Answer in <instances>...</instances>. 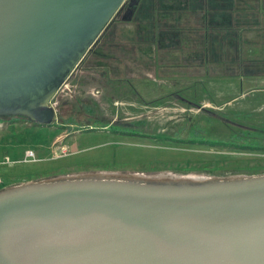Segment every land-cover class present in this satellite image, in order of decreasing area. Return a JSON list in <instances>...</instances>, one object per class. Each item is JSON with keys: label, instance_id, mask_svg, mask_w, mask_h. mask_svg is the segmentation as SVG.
I'll use <instances>...</instances> for the list:
<instances>
[{"label": "water", "instance_id": "1", "mask_svg": "<svg viewBox=\"0 0 264 264\" xmlns=\"http://www.w3.org/2000/svg\"><path fill=\"white\" fill-rule=\"evenodd\" d=\"M140 1L0 0V120L52 126L58 90ZM212 184L174 192L72 179L6 190L0 264H264V177Z\"/></svg>", "mask_w": 264, "mask_h": 264}, {"label": "rangeland", "instance_id": "2", "mask_svg": "<svg viewBox=\"0 0 264 264\" xmlns=\"http://www.w3.org/2000/svg\"><path fill=\"white\" fill-rule=\"evenodd\" d=\"M201 3L141 0L128 22L112 23L116 33L108 30L51 100L56 110L52 126L1 119L0 163L7 157L21 163L0 164V193L72 179L179 188L264 177V145L239 150L221 144L239 125L264 126V82H215L177 76L175 68L160 71L161 64L206 59L208 52L195 49L201 40L196 43L191 29L195 19L190 16ZM214 5L223 3L213 1L215 10ZM151 11L161 14L152 17ZM173 27L178 30L167 29ZM132 38L148 42L141 49L143 59L110 51V40ZM174 46L181 51L165 49ZM106 56L115 59L101 60ZM193 129L211 144L176 140L186 142ZM134 130L138 135L127 133ZM26 152L37 161L24 163Z\"/></svg>", "mask_w": 264, "mask_h": 264}, {"label": "crops", "instance_id": "3", "mask_svg": "<svg viewBox=\"0 0 264 264\" xmlns=\"http://www.w3.org/2000/svg\"><path fill=\"white\" fill-rule=\"evenodd\" d=\"M213 1L223 5H214V10ZM207 2L212 11L208 16L197 12L190 16L195 19V24L191 25L195 41L200 43L201 40V46L195 49L208 52L207 57L200 61L174 62L179 65L175 70L177 76H203L215 82H264V0ZM205 19L207 25L204 26Z\"/></svg>", "mask_w": 264, "mask_h": 264}, {"label": "trees", "instance_id": "4", "mask_svg": "<svg viewBox=\"0 0 264 264\" xmlns=\"http://www.w3.org/2000/svg\"><path fill=\"white\" fill-rule=\"evenodd\" d=\"M155 4H156V2H155ZM199 6L200 7H199V9L196 10V12L201 13L205 17L208 16L209 12H212L208 6L207 0H203ZM152 14H153V12L151 11L150 16H152ZM160 14H161V12L156 11V13H154L153 16L154 17L157 15L159 16ZM116 21L119 23L128 22L126 13H124V15H122V16L119 15V12L116 14V16L113 18V20L108 25L106 30L103 32V34L97 40L96 44L88 52V54L86 55V58H84L80 64H83L84 61L86 59H88V57H90V55H91L90 53L94 50V48L96 50V48H97L98 44L100 43L102 37L108 33L109 29L113 28L112 23L116 22ZM205 25H207V19H205V21H204V26ZM167 29L169 31H173V32L178 30L176 27L167 28ZM115 33L116 32L114 31V28H113V31L109 32L108 34L113 35ZM206 34H207V32H206ZM147 43L148 42H145L144 40L135 39V38H132L130 40H128V39H117L115 41L110 40L109 41V45H110L109 49H111L110 51H112V50L119 51L121 49V50H124L126 53H132L133 57H135V58L141 57L143 59L145 56L142 54L141 49ZM159 49H161V50H158L160 52L162 50H164V48L163 49L159 48ZM165 49L168 52L181 51V49L176 47V46H174L172 48H165ZM113 59H115V58H112V57L109 58L106 56V57H103L101 60H107L108 62H112ZM178 67H179V65L172 63L168 67L167 66L166 67L160 66L159 68L160 69L161 68H170V69L175 68V69H177ZM92 71H94V70H92ZM86 108L90 109L88 107H86ZM87 111L90 114L92 113V111H89V110H87ZM127 133H130V135H138L137 131H135V130H134V132L130 131ZM200 134H202L201 131H198L197 129H193L192 131H190V133H189L190 137L186 140V142L180 141L179 138L176 140L183 143V144H192V145L211 144V142H207L203 137H200L199 136ZM221 144H224L226 146H229V147L234 148V149H239V150H259V149H262L263 145H264V126L256 128V127H246L243 125H239L238 132L235 133L233 136H231L228 141L222 142Z\"/></svg>", "mask_w": 264, "mask_h": 264}, {"label": "bare ground", "instance_id": "5", "mask_svg": "<svg viewBox=\"0 0 264 264\" xmlns=\"http://www.w3.org/2000/svg\"><path fill=\"white\" fill-rule=\"evenodd\" d=\"M214 185L213 184H204L202 186H198L196 188H209V189H212ZM38 185L36 186H26L25 188H21V189H18V190H24V189H31V188H37ZM144 188H151L153 190H158L157 188L161 189V190H164V191H174V192H177V188L176 187H168V186H164V187H155V186H145ZM183 190H189L188 188L186 189H183ZM200 190V189H199Z\"/></svg>", "mask_w": 264, "mask_h": 264}, {"label": "built area", "instance_id": "6", "mask_svg": "<svg viewBox=\"0 0 264 264\" xmlns=\"http://www.w3.org/2000/svg\"><path fill=\"white\" fill-rule=\"evenodd\" d=\"M65 85V83L61 86V88L58 90V92L56 93V95L59 93V91L63 88V86ZM56 95L54 96V98L56 97ZM53 98V99H54ZM52 99V100H53ZM50 106L51 107H53L52 105H51V102H50ZM54 108V107H53ZM55 109V108H54ZM1 127H2V124L0 123V129H1ZM32 160H34V154H33V152H26L25 153V155H24V161H32ZM11 163V161L9 160V158L7 157V158H5L0 164H2V165H7V164H10ZM0 185H1V181H0Z\"/></svg>", "mask_w": 264, "mask_h": 264}, {"label": "flooded vegetation", "instance_id": "7", "mask_svg": "<svg viewBox=\"0 0 264 264\" xmlns=\"http://www.w3.org/2000/svg\"><path fill=\"white\" fill-rule=\"evenodd\" d=\"M125 9H126V7H125ZM125 13H126V10H125ZM87 110H89V111H92L93 112V109L91 108V109H87ZM18 118H21V117H18ZM21 119H24V118H21ZM5 120H7V119H5ZM24 120H26V121H28L27 119H24ZM28 122H30V121H28ZM31 123V122H30ZM32 125H34V126H38V125H35V124H33V123H31ZM61 127H65V125H61ZM67 127H70L69 125L67 126ZM89 129H93L92 127H90ZM107 129H108V127H107ZM131 136H134V135H131ZM34 154V153H33ZM9 160H10V158H9ZM37 161V159L35 158V155H34V160H32L31 162H36ZM17 163H21V162H18V161H16ZM16 162H14V161H11V163L10 164H15ZM30 162V163H31ZM24 163H27L26 161L24 162ZM8 165V164H7Z\"/></svg>", "mask_w": 264, "mask_h": 264}]
</instances>
